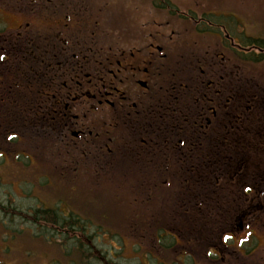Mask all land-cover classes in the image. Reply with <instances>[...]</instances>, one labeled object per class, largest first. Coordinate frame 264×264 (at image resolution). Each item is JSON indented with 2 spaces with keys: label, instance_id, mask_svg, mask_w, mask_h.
I'll use <instances>...</instances> for the list:
<instances>
[{
  "label": "flooded vegetation",
  "instance_id": "obj_1",
  "mask_svg": "<svg viewBox=\"0 0 264 264\" xmlns=\"http://www.w3.org/2000/svg\"><path fill=\"white\" fill-rule=\"evenodd\" d=\"M242 1L239 17L217 7V0H0V63L14 49L22 53L24 44H33L35 59L47 63L53 79L50 117L59 120L48 143L34 145L37 152L4 151L5 157L25 159L35 171L43 158L59 175H90L97 188L116 175L142 174L157 189L167 185L157 176L184 172L176 167L190 155L189 147L183 151L189 141L181 136L184 128L198 138L199 132L230 133L255 117L264 142V32L249 34L258 21L247 19ZM199 36L212 39L203 54ZM185 43L194 47L186 56L178 53ZM248 60L257 66L251 75ZM249 82L255 84L250 95ZM259 159L263 175L242 187L239 215L220 230L218 242L202 244L183 227L175 235L179 264H189L188 258L195 264L202 253L223 264H252L251 256L264 251L263 153ZM233 181L228 175V187ZM221 182L217 177L213 190ZM35 183L43 184L41 177ZM69 197L61 208L65 218L98 223L76 212L72 192ZM195 200L185 209L179 204L182 212ZM129 203L146 207L150 200ZM257 264H264V256Z\"/></svg>",
  "mask_w": 264,
  "mask_h": 264
},
{
  "label": "rangeland",
  "instance_id": "obj_2",
  "mask_svg": "<svg viewBox=\"0 0 264 264\" xmlns=\"http://www.w3.org/2000/svg\"><path fill=\"white\" fill-rule=\"evenodd\" d=\"M217 7H227L239 16L244 6L242 0H217ZM257 7H264V0H247V19L250 17V21H258L257 27L248 29L249 34L253 36L264 32V12L252 11ZM198 40L200 45L197 47L200 48V54H203L212 39L199 36ZM180 48L182 49H178V53L185 56L194 50L191 43H185ZM251 67L250 70L247 69L248 73L252 70L256 73L257 66ZM261 71H264L262 66ZM22 150L37 152L34 146L28 143H19L0 150V264H103L98 259L84 257L82 251L73 246L72 240L66 239L63 234L42 231L47 230V225L41 214L36 212L57 209L61 212L71 192L74 210L81 216L98 222L96 225L101 229L100 236L92 234L94 229L89 233L94 239L93 252L100 250L106 259L117 264L177 262L179 246L168 248L167 244L162 248L156 235L161 228L175 232L173 217L178 216L181 222L185 216L179 204L183 203L185 209V203L193 200L194 193L183 190L179 175L171 173L167 176H157L159 184L167 180L166 186L161 185L156 187L157 189H150L151 177L142 174L116 175L114 182L103 180L97 188L90 175H59V171H51V166L43 158L38 159L39 171H35L33 166L25 165V159L15 161L13 156L6 158L4 155V151L10 153L9 151ZM35 176L41 177L43 184L35 183ZM131 184L134 185L133 188ZM71 186L73 191L70 190ZM213 189L215 186L211 185L209 190ZM135 198L149 199L150 205L132 208L129 201ZM215 201L212 202L215 206L216 203L223 205L222 201ZM3 205H11L27 215H7ZM100 215L103 216L102 219L99 218ZM219 234H216L213 242L219 241ZM66 243L70 250L63 247ZM149 251L157 257L151 259L152 263L146 258ZM260 256H264V251L258 249L257 254L251 256L252 264H257ZM239 257L243 259L241 255ZM187 260L190 261L189 264L192 263L191 258ZM196 260L195 264H223L220 259L214 261L204 253L198 254ZM233 262L234 259L227 264Z\"/></svg>",
  "mask_w": 264,
  "mask_h": 264
},
{
  "label": "trees",
  "instance_id": "obj_3",
  "mask_svg": "<svg viewBox=\"0 0 264 264\" xmlns=\"http://www.w3.org/2000/svg\"><path fill=\"white\" fill-rule=\"evenodd\" d=\"M11 55L13 57L10 56L6 63H0V73L3 75L0 78V150L19 143L33 146L39 143L42 147L48 143L54 129H58L59 126V120L50 117L52 101L49 91L53 89V79L47 63L35 59L33 44H24L22 53L14 49ZM245 65L250 70L251 66L256 64L248 60ZM253 72L254 70L250 73ZM254 89L255 84L249 82L248 94L250 95ZM259 125V119L249 117L244 127L237 126L230 133L218 130L210 133L199 132L198 138L194 137L192 129L188 131L187 128L183 129L181 136L189 138L187 143L184 141L182 144L183 151H187L189 147L190 155L184 156L183 163L176 165L182 166L184 170L177 176L181 177L183 190L193 192V200L196 199L198 204L192 205L194 207L185 214L182 224L178 216L173 217L175 232L163 228L158 230L159 244L162 248L167 244L168 248L176 245L175 235L182 229V225L187 235L194 234L198 241L204 244L216 237L224 226L235 221V217L239 215V212L237 215L236 212L240 208L242 187L245 184L254 185L261 178L259 157L263 153L264 162V142L259 138ZM227 137H230L229 141L224 140ZM196 153L199 159L198 163L194 164ZM193 169L198 171L193 173ZM228 175L234 178L229 187L226 183ZM217 177L222 179L221 186L216 190H209ZM215 200L222 201L223 205L216 203L215 206L212 203L216 202ZM3 207L7 215H27L11 205ZM36 213L41 214L46 222L47 230L42 231L63 234L66 239L72 240L73 246L82 251L87 259L95 258L103 264H117L106 259L102 251L93 252L94 239L89 233L94 229L92 234L100 236L101 230L99 228V233L96 234L97 227L93 223L75 215L65 218L58 209ZM67 244L63 247L69 249L70 246L67 247ZM155 256L149 251L146 258L151 262V259H157ZM171 264H179V260Z\"/></svg>",
  "mask_w": 264,
  "mask_h": 264
},
{
  "label": "bare ground",
  "instance_id": "obj_4",
  "mask_svg": "<svg viewBox=\"0 0 264 264\" xmlns=\"http://www.w3.org/2000/svg\"><path fill=\"white\" fill-rule=\"evenodd\" d=\"M54 215H56V214H54Z\"/></svg>",
  "mask_w": 264,
  "mask_h": 264
}]
</instances>
